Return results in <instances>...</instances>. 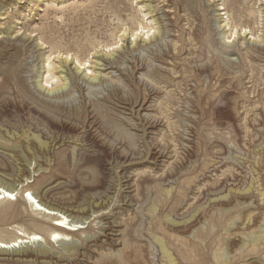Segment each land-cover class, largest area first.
I'll use <instances>...</instances> for the list:
<instances>
[{
    "label": "rangeland",
    "instance_id": "obj_1",
    "mask_svg": "<svg viewBox=\"0 0 264 264\" xmlns=\"http://www.w3.org/2000/svg\"><path fill=\"white\" fill-rule=\"evenodd\" d=\"M121 1L122 3L117 4L122 10L119 16L111 9L109 0H57L53 4L41 0L40 2L13 0V2L8 1L7 3L10 5L5 7L6 11L2 10L1 12L4 15L0 20V48L15 47L18 51L19 59L18 57L15 59H18L15 66H19L20 77L28 92L24 95L26 101L29 102L31 98L32 100L34 98L36 101L39 99L47 104L61 105L66 111L62 113L63 115L55 118L59 121L67 119L65 122L68 123L70 121L66 112H69V109L84 103L86 106H90L94 102L93 104L101 108L102 112L110 111V117L114 123L109 126L116 128L118 126L120 131L127 129L126 131L130 134L131 146L127 145L126 148L122 144L118 145L119 138L117 141L116 134H111V138H107L99 131L92 130L93 135L99 141L104 140L105 144L113 145L115 151H106L107 157L112 158L109 164L102 163L98 168L99 172L95 168L104 178L103 187L88 194L96 200L105 201L106 205L111 201L113 204L105 212L89 217L88 222L93 221L96 216L98 219L89 224L81 239L90 238V241H97L101 238L103 241L118 239L127 224L135 225L132 229L136 232L134 244L137 243L136 245L139 246L136 255L140 256L137 257V264H161L157 250L150 243L144 230L150 226L153 232L160 233L165 244H168L171 250H175L172 251L178 257L180 264H216L211 252L217 249L223 240L225 244L228 242L232 252L228 264H264V257L259 251L261 246L256 248L257 250L253 248L245 250L246 247L243 248L242 245L244 242L247 243L250 239L248 237H252L258 232L259 214L257 213L259 212L256 210L258 204L254 193L250 194L245 201L250 203L248 210L253 211L249 217L250 223L247 224L244 221L247 226L243 227L247 229L242 227L244 229L242 232L235 229L236 226L241 225L244 215L247 213V210L237 208L236 204L244 202L241 200V193L247 187L248 181L255 179L251 171V160L257 157L254 154V146L259 143H257L259 138L263 139L264 137V125L256 126V131L253 130L254 125L258 124L257 121L261 120L259 111L254 107H257L258 110L264 107V0H219V6H216V3L212 2L213 0H194L193 7L186 6L184 0H133L132 4L131 0ZM223 1L225 12L217 11ZM72 4H78L81 7L69 8L63 13V22L56 21L54 18L56 11ZM148 4L153 12L146 16L149 18L146 23L153 21L150 24L154 28L153 31L156 30L155 34L150 37V43L147 41V45L146 43L145 45L141 44L142 46L135 49L136 51L131 52L124 47L127 38L135 29L129 17L137 15L135 10L141 6L143 7L142 12L146 14L147 8L144 6ZM45 9L47 10L45 11ZM250 11L252 14L249 15ZM226 12L230 17V21H228L230 26L237 27L235 35L231 36V40H234L228 45L230 54L223 51L221 39L224 31L228 29L227 27L223 30L226 15H222L223 17L217 15ZM117 16L120 17L121 22L116 20ZM110 19L114 21L110 22ZM157 26H160V29ZM242 26L247 27L245 34L240 31ZM114 30L113 36L109 37ZM30 32H32L31 35H29ZM230 34L229 32L225 33L226 37H230ZM30 36V40L24 42ZM120 36L122 40L118 42ZM89 42L95 44L100 42V44L94 48L88 47L84 57H89V63H91L89 68H95V71L103 74L106 81L93 87L84 82L77 83L78 80L76 82L67 80L68 84L62 94L47 98L38 87L40 78H37L36 74L37 71H42L39 68L42 56L49 55L52 46L59 45L61 49L68 47L74 49L76 44L88 46ZM115 42H118V45L124 43L121 47L122 52L115 50L116 52L113 53L114 61L116 60L117 64L107 67L96 66L98 56L107 52L103 48L104 44ZM42 43L45 44L42 45ZM11 44L15 46L8 48L7 46ZM14 53V50H8L7 59H2L0 66L12 61V56L16 54ZM54 57L56 55L52 54L51 60ZM61 58L64 59L65 56ZM57 62L58 60L54 59L56 67H58ZM101 63L104 64V62ZM208 63L212 67L211 75L213 77H207V80L204 76L199 78L200 75L195 69ZM73 65L69 66L72 68ZM216 67L228 73L219 77L221 73L215 74ZM106 68L109 69L105 70ZM100 69L105 71H100ZM86 73L90 74L89 71ZM159 75L163 77L160 76L159 79ZM62 76L69 77L65 74ZM63 83L62 77L59 83H56L55 80L52 82L57 87ZM76 83L80 89L75 86ZM135 87L142 95L133 106L119 103L116 100L118 98L112 96L115 90L120 93L118 97H122L123 93L132 95ZM8 93L1 96L0 105L7 98L16 100V95L12 94L13 90H9ZM198 99L202 104L196 101ZM244 99H247L248 102L243 104ZM36 101L30 100V105L34 102L37 103ZM192 102H196L195 106ZM254 103H257V106H254ZM30 107L42 108L37 104ZM196 107H199V111L201 110L204 114H195L190 119L187 111L194 108L197 112ZM218 109L219 111H217ZM246 110L252 112L246 113ZM40 111L54 115L50 110L46 111L42 108ZM22 115L20 119L24 129L33 127L37 132L45 134L44 138L48 139L53 129L49 132L44 120L37 114H30L27 111ZM11 117L8 119L9 124L5 125L9 131L17 132L21 125L18 121L19 116ZM61 138L65 145L53 151L48 166L43 158H37V156L36 159L33 158L32 153L40 154L31 147L28 150L12 149L14 140H9V136H6L4 140L0 141V179L13 182L19 189L21 185H32L39 176L48 173L49 170L46 172L43 169L35 172L39 169L38 161L44 162V167L53 169L54 177L50 182L54 179H57L58 182L53 194L46 198L50 197L54 201H60L72 196L69 202L74 204L73 196L75 194L72 191L79 190L82 184L87 185L88 175L92 173L85 164L90 158H93V155L96 156L99 153L93 152L94 149H97L93 142L91 147L84 146L83 150L76 146L75 164L72 167L71 160H69L72 144L68 143L70 141L65 139L66 136L63 135ZM147 150L151 151L148 154L149 158L146 157ZM20 154L23 155L20 156ZM243 156L248 157L249 162L246 164L240 163ZM118 162L123 164L120 169L116 168ZM260 167L262 168V164ZM61 169H63V173H67L66 176L59 171ZM175 171L181 173L174 177ZM124 175L129 176L127 180L130 183L128 181L127 183L130 188L125 190L121 188L118 193L120 188H113V186L116 185L115 181L118 177ZM169 184L173 190L169 196H166L164 190L168 189ZM259 185L260 183L257 184L254 181V189H257ZM120 194L126 196L129 207L117 199ZM219 194H228L230 204H222L218 201L214 204L208 201ZM50 198L49 200L52 202ZM152 201L158 205L157 212L153 215L146 211L147 206L154 203ZM78 203L81 204V202ZM203 206H205V210L200 209L195 214L192 222L188 223L189 227L183 233L171 232L162 223L165 216H170L176 221L186 220ZM17 208V205L13 204L9 207V211L12 212ZM111 210L112 212H110ZM102 213L106 215L100 217ZM114 216L122 225L118 228L120 233L110 235L108 231L104 233L99 230L100 227L107 229L109 220H112L110 217L114 218ZM231 222H235L236 225H233L231 232L224 233L223 228H227ZM13 226V221L8 217L0 219V229L4 235L16 234L12 229ZM93 227L96 231L90 230ZM239 232L245 237L241 236L242 234ZM75 244L79 245L80 240L75 239ZM40 245L55 253L56 258L60 257V252L63 254L60 242H52L50 245L42 241ZM16 250L21 251L22 249ZM90 250L93 252V256H91L93 258L89 260V264L96 263V255L109 254L104 250L100 252L95 247ZM241 251L242 253H240ZM80 260H84V258H80ZM69 261L71 260L67 262L71 264ZM219 263L220 261H218Z\"/></svg>",
    "mask_w": 264,
    "mask_h": 264
},
{
    "label": "bare ground",
    "instance_id": "obj_2",
    "mask_svg": "<svg viewBox=\"0 0 264 264\" xmlns=\"http://www.w3.org/2000/svg\"><path fill=\"white\" fill-rule=\"evenodd\" d=\"M8 1L13 2V0H0V20H1V16L4 15V13H1L2 10L6 11L5 7L10 5V3H7ZM34 1L40 2V0H34ZM41 1L53 4L57 0H41ZM64 1H68V0H64ZM218 1L219 0H213L212 2L213 3L215 2L216 6H219ZM109 2H110L111 9L113 10V12L119 16L120 13L122 12V10L119 8V6H117V4L122 3V1L121 0H117V1L116 0H109ZM133 2L134 1L131 0V4ZM184 3H186V6L188 5L189 7H193L195 2H194V0H184ZM224 6L225 5H224V1H223L221 7H219L217 11L225 12L226 8ZM78 7H81V5L72 4L69 7H61L56 11L54 18L56 19V21H59L60 23H62L63 22L62 17H63L64 11L68 10L69 8L76 9ZM144 7L147 8L146 14H144V12H142L141 9L143 7L141 6L138 10H135V13L137 15L129 17V20L135 26V29L132 30L130 37L127 38L126 45L124 47H126L127 50H131V52L136 51L135 49L142 46L141 44L145 45V43H146V45H147V41L150 43V39H151L150 37H152L155 34L154 32L156 31V30L153 31L154 28L150 24L153 22L152 20L148 24L146 23L147 19H149V18H146V16L148 14L152 13L153 10H151L152 8L149 4L145 5ZM216 9H217V7H216ZM46 10L47 9H45V11ZM5 11H3V12H5ZM250 14H252L251 11H250L249 15ZM217 15L220 17L222 15H226V18L224 19L223 30H225V28H227V27H228V29H226L224 31V34L221 37L222 44H223V45L222 44L221 45H222V47H224V49L222 48L223 51H225V53L230 54L231 51L229 50L228 45H229V43H231L234 40V39L231 40V36L235 35L237 27L235 25H232V27L230 26V22H228V21H230V17L227 14V12L224 14L219 13ZM118 16H117L116 20L118 22H121V19ZM112 19H110V22L114 21ZM122 25H124V24L122 23ZM246 28H247L246 26H242V27H240V31L244 32V34H245V32H246L245 30H247ZM263 28H264V26H263ZM113 32H115V30L111 32L109 37L113 36V34H114ZM227 32L231 33L230 37H226L225 33H227ZM31 34H32V32H30L29 35H31ZM158 35H160V34L158 33ZM30 38H31V36L28 37L24 42L30 40ZM120 38H121V36L119 37V39ZM121 40L122 39H120L118 42H120ZM8 41H9V38H8ZM118 42H115L112 44H107V43L104 44L103 48H105L107 50V52L103 55L98 56V58H97L98 61H96L98 63H96V66L107 67L108 65L112 66L114 64H117V62H115L116 60L114 61L113 53L116 52L115 50H118V51L120 50L122 52L123 49L121 50V47L124 45V43L118 45ZM44 44L45 43H42V45H44ZM73 44H76V43H73ZM99 44H100V42H98L97 44H95L94 42H89L88 46H80V45L76 44L74 49L72 47L61 49V47H59V45H57V46H52L51 53L49 55L42 56L43 55L42 54L41 55L42 59L40 60L41 65L39 67L42 71H37V73H36L37 78H40V81L38 82L40 84L38 85V87L40 90H42V93L47 98H49V96L52 97V96H58V95L62 94L66 89V85L68 84L67 80H69V82H72V81L76 82L78 80L77 83L80 81V82H84L87 85H91L93 87L96 85L98 86L101 83H104L106 81L104 78L105 76L103 74H101L100 72H98L97 70H96L97 71L96 72L94 70L95 68L90 69L89 64H91V63H89V57L88 56L84 57V54L86 53L88 47L94 48L96 45H99ZM11 46L13 47L15 45L11 44L10 46H7V47L9 48ZM36 46H39V45H36ZM113 46H115V47L113 48ZM10 49L14 50L16 54L14 53L15 55L12 56V61L7 62L6 65L0 66V77H1L0 78L1 79L0 80V98L4 94H9L8 93L9 90H13L12 94L16 95V97H15L16 100L13 101L10 98H7L6 100H4L5 102L0 105V106H2V109H0V141L4 140L6 138V136H9V140H14V145H13L12 149L28 150L29 147H31L33 150H36L37 153L40 154V155H37V154H35L36 152L32 153L33 158L36 159V156H37V158H39V157L43 158L45 160V163L48 164V166L50 164L51 154L53 153V151L58 150V148L65 145L64 140L61 138V136H63V135L66 136L65 139H68L70 141L68 143L72 144L70 147V152H69V155H70L69 160H71V166L72 167H74V164H75L74 158H75L76 146H79L80 150H83L84 146H90L91 147V143L93 142L94 147L97 148V149H94L93 152H97L99 154L96 156L93 155V158L92 159L90 158L87 161V163L85 164L86 166H88L86 168L88 170H91L92 173H90V175H88V181L89 182H87V185L82 184L81 187H79V190H73L72 191L75 194V195L73 194L74 195L73 198L75 199L74 204L69 202V200L71 201L72 196L69 197V199H65V200L63 199L60 201L59 200L54 201L50 197L46 198V196L53 194V192L55 191V188L57 186L56 184L58 182H57V179H54L52 182H50L54 177L53 169H52V167H50V168L44 167L43 166L44 162L42 163V162L38 161L39 169L36 170L35 172H39V170L43 169L46 172L49 170L48 173L44 172L45 174L39 176L34 181V183L32 185H28V184L26 186L21 185V187L19 189L18 186H15V184L13 182L4 181V180L0 179V219L3 217H8L9 220L11 219L13 221V225H14L12 227V229L16 232V234H14V235H11V234L4 235L3 231L0 229V264H64V263L69 264L67 262L68 260H71V261H69V262H71V264H89V260L93 258V257H91V256H93L92 255L93 252H91L90 248H93V247H95L97 250H100V252H101V250L109 252V254L107 253V254L96 255V263L94 262V264H137V262H138L137 257L139 255L137 256L136 252H137L139 246L136 245L137 243L134 244V242H135L134 236H135L136 232H135V230H132L135 225L127 224L125 227V230L120 233V230L118 228L122 227V225L120 223H118V218H116L115 216H114V218L110 217V219H112V220H109V222H108L109 227L108 228L106 227L107 229L100 227L99 230L103 231L104 233L106 231H108V232H110V235H112L114 233L116 234L118 232V233H120L118 239H114V240L108 239L106 241H103L102 238L97 240V241H95V240L90 241V238L81 239V236L86 233V231L89 227V224L91 222H94L96 219H98V216H96L93 221L88 222L89 217H91V215L98 214L100 212H105V210H107L113 204V202L111 201L110 203H108L106 205L105 201H102L100 199L96 200V198L94 199L93 197H90V195L88 194L91 192H95L98 188L103 187L104 178H103V176H101V174L98 173L100 171V169H98V168H100V166L104 162L109 164L110 160L112 159V158L109 159L107 157L106 151H108V150H109V152L112 150L115 151V147H113V145L108 144V143L105 144L103 142L104 140L99 141L98 138L93 135L92 130L95 129L96 130L95 132L99 131V133L105 135L107 138H111V134H113V135L116 134L117 141L119 138L118 145L122 144L123 146H126V148L129 145L131 146L132 140L129 136L130 134H128V132L126 131L127 129L126 130L123 129V131L121 129V131H120V128L118 129V126H117V128L115 126H114L115 128L112 126H109V125H112L114 123L110 117V113H109L110 111L108 112V111L104 110L105 112L104 111L102 112L101 108H99L96 104H95L96 106L93 104L94 102H92L90 106H86V104L84 103V104H81V106L78 105L77 107L75 106V108H72L71 110L69 109L68 110L69 112H66L68 117L67 116L66 117L68 118L70 123L65 122L67 120L66 118H65L66 119L65 121H62V120L59 121L55 118L56 116L63 115L62 113L64 111H66V109L64 107H62L61 105H55V104L51 105V104H47L45 102H42V100L39 101V99H37L38 101H36V99H34V98H33V100H32V98L30 99L31 101H36L37 103H35V102L34 103L39 105L40 107H42L44 110H46V111L50 110L51 112L54 113V115H50L47 112L40 111V109L42 110V108H40V109L35 108L36 106L30 107V106H33L35 104L32 103V105H30V100H29V102L25 100L24 95L28 94V92H27L26 87L24 85L23 79L20 77V74L18 71L19 66H15V62L19 59V57L17 55L18 51L15 47L10 48ZM10 49L0 48V62L2 59H7L8 50H10ZM5 51H6V54L4 55ZM19 52H20V50H19ZM52 54L56 55V57H54L51 60ZM59 56H60V58H59ZM62 56H65V58L62 59L61 58ZM17 57H18V59L15 60ZM54 59L58 60V62H57L58 67H56V65L54 63ZM69 60L71 62L70 64H69ZM101 62H104V64ZM73 63H74V65H73ZM71 64L73 65L72 68L69 66ZM208 64L207 65L203 64L202 67L195 69V71L197 70V73L200 75L199 78L204 76L207 80V77L210 78L212 76L211 75L212 67L210 64L209 65ZM217 65H218V62H217ZM219 66H220V64H219ZM217 68H219V67L215 68L216 69L215 74L217 75V74L221 73L219 75V77L225 76V73L227 71L224 72V70L217 69ZM107 69H109V68H106L105 70H107ZM105 70L100 69V71H105ZM88 71L90 74L86 73ZM63 74H65L66 76H69V77L65 78V76H62ZM155 74H154V76H155ZM160 76L161 75H159V79H160ZM61 77L63 78L64 83L58 87L56 85L54 86V84H52V82L55 80L56 83H59L61 80ZM162 77L163 76H161V78ZM154 82H156V81H154ZM157 83H158V81H157ZM162 83H163V80H162ZM218 83H219V81H218ZM75 86H77V88H79L78 84ZM135 86H137V85H135ZM153 87H155V86H153ZM149 91H151V90H149ZM143 93H145V91H143ZM112 94H114V95H112ZM112 94H111L112 96H115L118 98L116 100L119 103H123V104L126 103L129 106L135 105L138 102V98H140L142 95L141 92L136 87L134 88L132 95L123 93L122 97H118L120 94L118 90H115V92ZM144 95L147 96L148 94H144ZM142 99H143V97H142ZM199 100L200 99H198L196 101H198L199 104H202L200 102L202 100V98L200 101ZM243 101H244L243 104L248 102L247 99H244ZM195 103L196 102L193 103L194 106H195ZM254 106H257V103H254ZM200 108L202 109L201 106H200ZM52 109H53V111H52ZM254 109L259 111V116L261 118V120L257 121L258 124L254 125V127H253V130L256 131L257 127L264 125V107L261 108L260 110H258L257 107H254ZM26 111L29 112L30 114H37L38 117H40L42 120H44V123H46V127L49 130V132H51L50 130L53 129V132L51 133L52 135L50 134L51 137L49 136L48 139L47 138L45 139L43 136L45 134H42L39 131L37 132V130H35L33 127L28 128V129H24V127L22 126V121L20 118H22V116H23L22 114H24ZM196 111L197 112H195L194 108H191L189 111H187V114L189 115L190 119L195 114H200V115L204 114L203 112H201V110L199 111V107H196ZM217 111H219V109ZM222 112H224V111H222ZM245 112L248 113V112H252V111L246 110ZM11 116H14L15 118L18 117V121L21 123L20 128H19V130H17V132L16 131H9L7 129V125L9 124L8 119ZM26 117H27V115H26ZM28 117H29V115H28ZM28 120H29V118H28ZM37 120H38V118H37ZM154 120H157V119H154ZM150 121H152V120H150ZM5 124H7V125H5ZM131 126H130V128H131ZM143 127H145V126H143ZM141 143L145 144L144 142H141ZM257 143L258 144L256 146H254V154L257 157L251 160V171L253 172V176L255 179L254 180L250 179L248 181L247 187L241 193V195H242L241 200H244V202H238L236 204L237 208L239 207V208H242V210H245V211L247 210L246 211L247 213H246V215H244V219L242 220L241 225L236 226L235 229L238 231H241V232H242V230L247 229V228L243 227V226H245V227L247 226L244 223V221L247 222V224L250 223L249 217L251 216L253 211L248 210V208L250 207V203H246L245 201L249 198L250 194L254 193L257 197L256 203L258 204L256 210H258V212H259V213H257V214H259V222H258L259 226H257L258 232L255 234L253 233L254 235L252 237H248L250 239L247 241V243H245L244 242L245 240H244L243 242L245 244L243 243L242 245H243V248L246 247L245 250H247V248H253L255 250L256 248H260V246H261V249H259V251H261V255H263V257H264V171H263V168H264L263 167L264 137H263V139L259 138ZM6 144H8V143H6ZM116 146H117V144H116ZM148 146H149V144H148ZM146 149H147V147H146ZM153 149H155V148L153 147ZM149 152H151V151L147 150L146 157L148 156ZM19 153H21V152H19ZM24 153H25V151H24ZM58 154H59V152H58ZM22 155L20 154V156H22ZM144 157H143V159L145 160L146 157L145 158ZM148 158H149V156H148ZM240 160H241L240 163H242V164H246V162H249L248 157H246V156L241 157ZM59 163H60V161H59ZM62 164H63V162H62ZM261 164H262V168L260 167ZM122 167H123V164L121 162H118L116 168L120 169ZM95 168L98 169V172L96 171ZM70 170H71V167H70ZM59 171L64 175L67 174V173H63L64 172L63 169H61ZM72 173H70V174H72ZM180 173H181L180 171H175V174L173 176L175 177ZM68 175H69V173H68ZM128 177H129L128 175L127 176L124 175L123 177L120 176L115 181L116 185H114L113 188L119 187L120 189H119L118 193H120L121 188H123L124 190L130 188V185L127 183ZM125 178H126V180L123 181V179H125ZM254 181L257 184L260 183V185L257 189H254ZM172 190H173V188L169 184L168 189L164 190L166 192V196H169V194L172 192ZM123 191H122V193H123ZM17 195H18V197H17ZM255 195H253V196H255ZM49 198L51 199L52 202H50ZM209 198H211V197H209ZM117 199H119L120 202H122L125 206H128V207L130 206V205H127L128 201L126 200V196H123V194H120V196ZM208 201L210 203H214V204L217 201L221 202L222 204L223 203L224 204H230L228 194H224V195L219 194V195H217V197H215L213 199L211 198ZM78 202H81V204ZM152 202H154V201H152ZM13 204L17 205L18 208L15 209L14 211L10 212L9 207ZM205 206L199 208L195 213L193 212L194 214L191 215L186 220L176 221L170 216H165L162 220V223L171 232L173 231V232H182L183 233V232H185V230H187V227H189L188 223L192 222L193 218L195 217V214H197L200 211V209L205 210V208H204ZM224 208H226V207H224ZM42 209H44L45 211H43ZM115 209H118V208H115ZM157 209H158V205L155 204V202H154V203H150L147 206L146 211H147V213H150L151 215H153L157 212ZM216 210H218V209H216ZM110 212H112V210ZM110 212H109V214H110ZM89 213H90V216H89ZM105 215L102 213L100 215V217H103ZM121 215H123V214H121ZM247 218H249V219L247 220ZM204 219H206V218H204ZM204 221H203V223L206 224V222H204ZM233 225H236V223L235 222L229 223L227 228L224 227L222 231H224V233L228 234V231H230L233 228ZM1 226H3V225H1ZM9 226H11V225H9ZM147 226H149V225L147 224ZM94 229L95 228L93 227L90 230L96 231ZM144 230H145L146 236L149 239L150 243L152 244L153 247L156 248L158 256H159L160 261H161V264H180L178 257L176 256L175 253H173V251H175V250L172 249L173 250L172 251L171 248L168 246V244H165V240L162 239V237L160 236V233L153 232V230L150 228V226L146 227ZM210 231H211V229H210ZM241 232H239V233H241ZM241 236H244V234H242ZM170 237H172V236H170ZM121 238H123V239L119 240ZM75 239L80 240L79 245L75 244ZM176 239L178 240V238H176ZM177 240H176V242H177ZM42 241H44L50 245L52 244V242H60L62 245V248H63L62 249L63 254H62V252H60V257L56 258L54 256L55 253H53L49 249L40 245V243ZM117 242H118V244H117ZM31 245H33L35 247L32 248ZM181 245L179 246L180 248L183 246V245L182 246ZM118 247H121V248L117 249ZM20 248L22 249L21 251L16 250V249H20ZM211 253H212L213 261L216 262V264H218V261H220L219 264H228L232 252L230 250L228 242L225 244V241L223 240L221 242V244L218 245V248L215 250H212ZM240 253H242V251ZM184 256H185V254H184ZM65 257H66V259H64ZM80 258H84V260H80ZM190 259H192V258H190Z\"/></svg>",
    "mask_w": 264,
    "mask_h": 264
}]
</instances>
